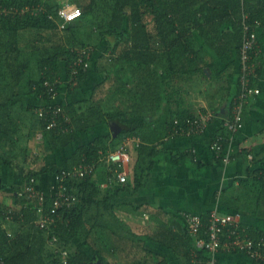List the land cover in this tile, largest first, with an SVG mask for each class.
Segmentation results:
<instances>
[{"label":"trees","instance_id":"obj_1","mask_svg":"<svg viewBox=\"0 0 264 264\" xmlns=\"http://www.w3.org/2000/svg\"><path fill=\"white\" fill-rule=\"evenodd\" d=\"M242 1L251 22L263 23L264 10L251 7L250 0H72L80 13L69 20L60 13L65 5L60 0H0V168L8 166L12 178L8 184L0 177V193H22L32 178L42 182L61 173L63 168H73L83 157L94 160L102 138L75 149L65 166L42 161L45 155L68 149L78 132L95 124H110L111 134L116 133L114 139L109 135L114 148L126 137L144 138L156 119L151 110L160 108L162 100L173 96L169 90L174 77L183 79L205 70L206 65L201 66L195 57H190L196 51L193 30L199 29L208 45L222 59L229 60L230 66L234 64L233 57L236 52L240 54L243 39ZM260 3L264 7V0ZM62 21L65 25L60 29ZM225 24L231 28L227 26L223 31ZM86 47L91 51L90 67L80 74L75 86L71 82L69 93L74 94L88 76L105 75L106 79L94 89V93L104 90V97L96 100L93 93L89 99L65 107L77 124L75 130L68 132L69 126L63 123L48 130L49 122L38 111L42 105L59 103L51 102L46 84L60 82L56 78L62 70L71 78L70 67L77 51ZM239 58L240 55V71ZM229 65L218 73L212 63L214 81L227 74ZM167 104L170 108L171 103ZM233 104L234 101L228 108L230 112ZM32 110L37 114V128L46 131L45 141L39 143L44 152L34 155L33 163L27 160L21 164L17 160L27 157L28 147L21 146L18 151L16 136L21 135L22 114ZM193 114L182 111L166 119L170 125L164 135L175 119ZM137 152V161L132 163L133 182L129 178L126 184L102 189L105 170L100 172L101 176L72 180V188L79 189V203L59 209L57 215L62 221L49 231L30 223L36 218L34 209L30 200L19 194L21 197L15 195L13 199L25 205L27 224L18 233L9 234L2 223L7 207L0 199V264H172L169 256L148 250L149 238L176 253L183 264H193L192 239L188 235L166 225L152 229V233L146 227L141 231L117 212L116 206L121 205L125 192L135 194L145 186L158 148L141 145ZM146 154L149 155L145 157ZM222 157L220 154L219 159ZM250 183L263 194L264 170L245 185ZM13 218L21 224L17 214ZM54 236L58 237L60 247L68 251L67 263L61 253L48 245L47 241ZM179 236L185 241L178 245Z\"/></svg>","mask_w":264,"mask_h":264},{"label":"crops","instance_id":"obj_2","mask_svg":"<svg viewBox=\"0 0 264 264\" xmlns=\"http://www.w3.org/2000/svg\"><path fill=\"white\" fill-rule=\"evenodd\" d=\"M67 1L69 2V0ZM249 5L251 7L258 6L259 9L264 10L260 0H250ZM73 11L74 9H70L68 13L71 15ZM244 19L250 21L251 18L244 10V1H242V23ZM249 23L256 30L258 42L260 43L259 48H257V55L254 57L258 67V76L254 80V83L256 87L261 89V93L250 98L246 105L242 127L233 136L228 147L225 146L231 154L229 163L224 162V155L222 153L221 155L223 157L219 159L220 154L213 148V143L219 134L226 133L224 120L232 115L228 108L240 92L238 60L240 54L235 53L233 57L234 64L230 66V61L222 59L215 49L211 48L206 40L199 35V29L192 31L196 46L195 52L199 54L194 52L190 57H195V61L201 62V66L206 65L204 72L194 75L191 74V77L186 76L183 79L176 78L177 76H175L174 83H172L173 86L169 90L173 92L171 99L168 101L162 100L163 104H161L160 108L151 110L153 117H156V119H153V124H150L151 126L144 133V138L137 136L140 140L139 146H136L133 141H130L127 147L130 156L128 180L131 179V182H133L131 176L132 163H136L138 158L137 149L141 145L156 147L158 148V154L153 158L154 166L145 186L135 194L125 192L124 198L120 201L121 205L116 206L117 212L120 211L124 217L128 218L124 219L128 224L131 225V222L138 223L137 225L132 224L131 226L137 229L139 228L138 230L141 231L145 229L143 227H146L151 228L147 229V232L152 233V229L166 225L175 232L188 235L192 239L191 256L193 264H208L209 255H205L204 253L203 255L201 251L196 249L195 238L190 234L188 223L181 217L180 214L182 212L199 215L204 218L205 225L209 224L212 214L215 212L221 216L233 215L238 221L239 231L246 235V237L258 239L264 235V193L261 194L257 187L251 183L245 185L246 182L264 170V22L262 23V21L256 20L253 22L255 25L251 21ZM229 24H225L223 31L228 29L227 26L231 28ZM212 63L217 67L218 73L225 70L229 65L227 74L221 80H217V84L211 80L213 79ZM65 73V70L60 71L61 83L64 86L60 87L59 96L52 102L57 101L63 107V111L58 117L55 127L59 123H63L62 125L67 124L69 126L68 132H70L77 128V124L73 122V117L66 112L65 107L71 103L92 97L95 87L101 84L106 77L105 75H90L85 81L80 83L79 88L76 89L74 94H70L69 85L71 82ZM76 83L78 82L76 81L74 86ZM175 87H179L178 91L173 90ZM94 97L97 98L96 100H101L104 97V90L95 92ZM167 102L171 103L170 108H168ZM178 106L180 107L178 108ZM182 111H191L194 114L184 119H175L173 127L164 135L169 130L168 125H170L165 120H169L172 116H176ZM200 111L213 116V119L203 134L187 135L179 133L171 136L172 130L174 131L176 127L187 126L189 129L188 121ZM47 121L49 122L48 119ZM80 123L82 124L84 122L81 121ZM46 129L49 130L52 128L47 127ZM42 131L39 129L38 133ZM112 131L113 128L107 122L95 124L92 128L78 132L68 149H64L62 153L45 155L42 161H45L48 165H64L68 162V159L72 156L75 149L82 145L92 143L98 138H102L101 141H104L99 144L100 147L98 146V156L92 161L83 157L79 163H97V170L91 177L101 176L100 172L105 170V181L101 184V187L102 189L109 188H104L103 184L109 182L110 178H113L114 184H116L117 168L106 160L99 161V159H102V156L107 154L109 150L117 149L125 140L123 139L116 148L111 147L110 140L114 139L116 134H111ZM109 135H112V139ZM126 138L132 139V137ZM39 140H41L40 136L38 142H40ZM163 140L166 141L164 142ZM35 149L37 150L35 156L42 155L39 143L36 144ZM148 155L146 154L145 157ZM56 160L60 161L56 162ZM79 163L74 167L79 165ZM199 163H212V165L200 166ZM73 168L68 167L67 169L72 170ZM63 170L65 169H61V171ZM56 174L43 179L42 182L36 180L37 187L35 188V194L37 197H31L29 193L25 192V189L22 193H19L21 196H26L30 200V205L32 204L34 209L33 213L36 217L30 223L39 229L41 228L38 226V221L43 215L53 216L55 225L59 221H62L57 215L58 212L54 215L51 214L55 197L62 199L65 194L74 195L77 197V201L73 204L79 203V189L72 188L71 182L74 179L77 181L80 178H70L67 182L60 183L55 178ZM132 187L133 185H131ZM4 194V192L1 193L2 198H4L3 205L7 207V216L2 223L9 234L18 233L21 227L27 224H25L26 220L23 214L25 205L19 204L13 199L15 195L21 197L19 194L13 195L11 192L6 193L8 195ZM42 195L45 196L44 204L42 205L44 211L42 214H39V196L41 197ZM63 207H68L66 201ZM16 214L20 218L21 224H17L13 220V216ZM55 225L53 224L49 229L41 230L49 231ZM9 228H14L12 229L14 231H11ZM54 237L58 239L57 236ZM53 238L47 241L48 245L56 253H61L63 259L67 258L68 255L64 256L62 254V251L67 250L60 247L59 242L52 244ZM224 240L223 238L222 241ZM176 241H178L177 244L179 245L185 241V238L179 236ZM146 245L148 250L152 252L162 256H169L172 264H183L182 259L176 253L153 242L151 238L147 239ZM202 259H204V262ZM218 261L219 264H263L239 251H222Z\"/></svg>","mask_w":264,"mask_h":264},{"label":"built area","instance_id":"obj_3","mask_svg":"<svg viewBox=\"0 0 264 264\" xmlns=\"http://www.w3.org/2000/svg\"><path fill=\"white\" fill-rule=\"evenodd\" d=\"M243 41L240 47V92L234 100L232 115L224 120V127L226 128L225 134H219L216 141L213 143V148L218 154L224 155V162L229 163L230 152L228 147L233 136L240 130L244 121V114L246 105L250 98L261 93V89L254 85V80L258 76V67L254 61V57L257 55V48L259 46L258 37L254 27L249 23L247 19L243 21ZM91 51L89 47L83 48L77 51V58L71 64L70 67V82H76L80 74L86 72L89 67V59ZM55 83L46 84L47 93L50 96L51 102L54 101L60 92V86L54 87ZM50 105V106H49ZM42 105L38 111V115L41 118L48 119L49 128L56 126L57 119L63 111V107L60 104ZM213 119L211 114H206L200 111L196 116L190 118L188 121V127H176L171 132V136L175 134H203L208 128L209 123ZM168 140V138H166ZM133 141L136 146H139L140 140L136 136L132 139H127L115 150H109L107 154L102 156L99 161L106 160L117 168L116 184H126L128 182V170L130 168V156L128 154L127 147L129 142ZM227 142V143H226ZM227 144V145H226ZM226 146V147H225ZM98 162V161H97ZM97 163L84 164L79 163L72 170L65 169L61 173L56 174L55 178L60 182H67L70 178H86L92 176L97 170ZM115 170V169H114ZM110 183V184H109ZM113 178H110L109 182L103 184V187H110L114 184ZM36 179L32 178L30 183L26 186L25 192L29 193L31 197H37L35 194ZM45 196H39L40 208L38 213L42 214L43 204ZM67 202L68 206L77 201L76 196L63 195L61 198L55 197L54 207L51 210V214L54 215L60 208ZM181 217L188 223L190 234L195 238V245L198 251L203 252L205 255H209L208 264H218L219 255L224 252H243L250 258L256 260L259 263L264 264V235L258 239H252L246 237L241 231H239L238 221L233 215L221 216L217 212L212 214L209 224L205 225L204 218L199 215L182 212ZM55 225V219L51 215H43L39 221L38 226L41 229H49V227ZM225 239L222 241V239ZM53 243L56 244L58 239L53 238ZM64 256H67V251H62ZM67 263V258L64 259Z\"/></svg>","mask_w":264,"mask_h":264},{"label":"rangeland","instance_id":"obj_4","mask_svg":"<svg viewBox=\"0 0 264 264\" xmlns=\"http://www.w3.org/2000/svg\"><path fill=\"white\" fill-rule=\"evenodd\" d=\"M60 1L61 2L63 1V3L65 2L64 8L60 11V13H62L67 18V20L77 16L80 13V8H78L76 6V4L74 2H72V0H69V2L67 0H60ZM70 9H74V11H73V13H71V15L68 13ZM64 23H65V21H62L60 23V29L64 28V25H65ZM56 79L59 80L60 82L55 81V83H58L59 86L61 85V87H63L64 85H63V83H61L62 82L61 81V76L58 75V77ZM211 80L214 81V79H211ZM214 83L217 84V81L215 80ZM27 100L28 99H26V101ZM30 102H31V99L29 100V103ZM22 116H23V121L20 124L21 125V129H22L21 135L16 136V138H18V143H19V145L17 146V150L19 151L21 149V146H27L28 150H27V157L22 156V158L20 157V159L17 160L21 164L24 163V161H26V163H27V160H28V162H32L33 161V156L37 153V150L35 149V146H36L37 143H43L45 141L44 140L45 139L44 135L46 133V131H42L41 133H38L39 127L37 128V114H36L35 111H33V110L29 111V113L22 114ZM39 136L41 138V140H39L40 142H38ZM121 141H123V139H121L120 142ZM43 152H42V154H43ZM57 161H60V160H56V162ZM27 165L29 166V164H27ZM65 165L66 164H64V166ZM0 177L5 179V181L8 184L12 183L11 172H10V168L8 166H3V167L0 168ZM1 196L2 195L0 193V197ZM0 199H1L2 204H4V202H3L4 198L1 197ZM123 218L124 219H128L127 217H124V216H123ZM131 223L133 225H137L138 224V223H134V222H131ZM9 229L11 231H14V230H12L14 228H9Z\"/></svg>","mask_w":264,"mask_h":264},{"label":"bare ground","instance_id":"obj_5","mask_svg":"<svg viewBox=\"0 0 264 264\" xmlns=\"http://www.w3.org/2000/svg\"><path fill=\"white\" fill-rule=\"evenodd\" d=\"M245 14H246V13H245ZM248 14H249V13H248ZM250 17H251V16H250ZM248 19H249V18H248ZM248 21H249V20H248ZM250 21H251V20H250ZM250 21H249V22H250ZM254 25H255V24H254ZM255 31H256V30H255ZM242 38H243V35H242ZM258 43H259V42H258ZM259 44H260V43H259ZM258 48H259V47H258ZM260 48H261V47H260ZM239 51H240V50H239ZM259 52H260V51H259ZM257 58H258V57H257ZM257 58H256V59H257ZM239 59H240V58H239ZM254 61H255V59H254ZM257 61H258V60H257ZM256 63H257V62H256Z\"/></svg>","mask_w":264,"mask_h":264},{"label":"water","instance_id":"obj_6","mask_svg":"<svg viewBox=\"0 0 264 264\" xmlns=\"http://www.w3.org/2000/svg\"><path fill=\"white\" fill-rule=\"evenodd\" d=\"M115 137H116V134H115Z\"/></svg>","mask_w":264,"mask_h":264}]
</instances>
